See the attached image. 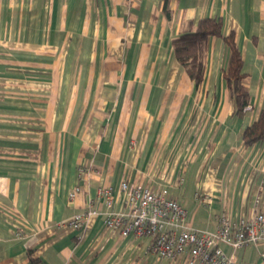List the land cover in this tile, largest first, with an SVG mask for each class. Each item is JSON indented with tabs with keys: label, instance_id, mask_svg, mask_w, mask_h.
Returning a JSON list of instances; mask_svg holds the SVG:
<instances>
[{
	"label": "crops",
	"instance_id": "1",
	"mask_svg": "<svg viewBox=\"0 0 264 264\" xmlns=\"http://www.w3.org/2000/svg\"><path fill=\"white\" fill-rule=\"evenodd\" d=\"M205 18L237 35L251 102L241 115L223 38L207 40L198 87L175 56L174 39ZM263 107L264 0H0V264L31 253L37 264H173L150 239L106 228L99 189L123 211V182L167 189L198 230L216 231L222 213L251 218L264 205V142L242 134ZM90 209L83 230L68 225ZM262 251L236 255L258 264Z\"/></svg>",
	"mask_w": 264,
	"mask_h": 264
},
{
	"label": "built area",
	"instance_id": "2",
	"mask_svg": "<svg viewBox=\"0 0 264 264\" xmlns=\"http://www.w3.org/2000/svg\"><path fill=\"white\" fill-rule=\"evenodd\" d=\"M121 190L124 210L114 211L112 189H99V197L107 207L104 213L106 228L123 237L150 239L149 252L170 263L248 264L240 262L236 252L264 242V205L259 198L254 216L233 221L228 214L222 213L216 231L211 232L193 228L186 209L165 188L123 182ZM78 191L76 188L70 197L74 198ZM96 214L98 211L90 209L76 215L68 225L83 230L88 217ZM258 264H264V251L259 254Z\"/></svg>",
	"mask_w": 264,
	"mask_h": 264
},
{
	"label": "trees",
	"instance_id": "3",
	"mask_svg": "<svg viewBox=\"0 0 264 264\" xmlns=\"http://www.w3.org/2000/svg\"><path fill=\"white\" fill-rule=\"evenodd\" d=\"M164 11L170 15L166 3ZM210 37H221L229 50L227 67L224 69V78L227 81L230 97L238 115L243 114L251 106L250 93L244 85V60L237 42V35L231 32L223 35V22L217 18H205L197 23H190L173 41V49L177 60L187 71L196 86L204 80L205 65L204 53L207 40ZM244 144L249 146L264 142V107L256 122L247 127L242 134ZM30 264H37L38 260L30 254Z\"/></svg>",
	"mask_w": 264,
	"mask_h": 264
}]
</instances>
